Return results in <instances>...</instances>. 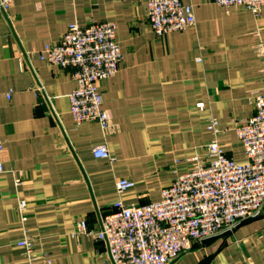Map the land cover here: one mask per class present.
Returning <instances> with one entry per match:
<instances>
[{"label":"crops","instance_id":"0c3cea01","mask_svg":"<svg viewBox=\"0 0 264 264\" xmlns=\"http://www.w3.org/2000/svg\"><path fill=\"white\" fill-rule=\"evenodd\" d=\"M182 1L194 7L196 25L164 37L151 29L147 0H14L0 14V264H28L17 245L25 237L38 264H112L105 243L72 237L77 222L98 228L119 198L159 201L213 139L246 163L233 127L253 115L251 95L264 92V61L255 53L264 44V7L256 17L214 0ZM94 22L117 24L124 56L119 72L101 83L103 109L118 129L108 137L97 123L74 125L73 71L39 58L70 24ZM211 118L217 136L207 130ZM102 143L113 163L94 157ZM120 179L135 186L119 195ZM173 264H264V214Z\"/></svg>","mask_w":264,"mask_h":264},{"label":"built area","instance_id":"2783aa9c","mask_svg":"<svg viewBox=\"0 0 264 264\" xmlns=\"http://www.w3.org/2000/svg\"><path fill=\"white\" fill-rule=\"evenodd\" d=\"M59 1V0H55ZM14 0H0V14L7 13ZM219 7L242 8L259 17L264 0H214ZM147 18L158 37L183 32L196 25L192 5L182 0H147ZM114 22L72 23L61 41L48 46L39 58L62 70H72L76 82L69 99L74 125L97 123L104 136L117 132V126L103 109L101 83L120 70L124 56L117 41ZM264 61V44L255 47ZM8 94V98H10ZM254 113L245 123H234V131L243 144L246 163L230 158L217 139L209 141L203 152L186 162L187 169L178 173L171 186L162 190L159 201L144 205H126L121 198L112 211L100 218L98 228L90 229L86 220L76 224L72 237L89 235L105 243L112 264H173L183 254L205 241L232 235L246 221L264 214V92L250 97ZM203 109L204 105H198ZM207 130L215 136L217 119H209ZM0 141V175L5 172ZM93 155L113 163L106 143L96 145ZM20 183V180H19ZM135 186L130 179H120L117 191L122 195ZM24 213L27 203L21 201ZM24 248L28 264H38L34 241L25 237L17 243ZM42 264H55L45 260Z\"/></svg>","mask_w":264,"mask_h":264},{"label":"trees","instance_id":"16d2710c","mask_svg":"<svg viewBox=\"0 0 264 264\" xmlns=\"http://www.w3.org/2000/svg\"><path fill=\"white\" fill-rule=\"evenodd\" d=\"M208 241V240H207ZM206 242V241H205ZM201 246V245H200Z\"/></svg>","mask_w":264,"mask_h":264}]
</instances>
